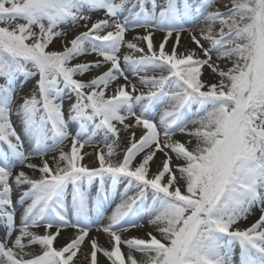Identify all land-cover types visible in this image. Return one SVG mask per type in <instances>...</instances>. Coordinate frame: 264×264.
Here are the masks:
<instances>
[{"label":"snow or ice","instance_id":"6c2138e0","mask_svg":"<svg viewBox=\"0 0 264 264\" xmlns=\"http://www.w3.org/2000/svg\"><path fill=\"white\" fill-rule=\"evenodd\" d=\"M0 80V264H264V0H0Z\"/></svg>","mask_w":264,"mask_h":264},{"label":"rangeland","instance_id":"374dc122","mask_svg":"<svg viewBox=\"0 0 264 264\" xmlns=\"http://www.w3.org/2000/svg\"><path fill=\"white\" fill-rule=\"evenodd\" d=\"M100 16H102V13L94 14V15H93V19L99 18ZM84 30H85V29L80 28V29H78L77 31H84ZM72 35H74V33L69 35V39L72 38ZM160 38H161V35L158 34L154 39H155L156 41H159ZM182 43H187V41L183 40V38H182ZM181 50H182V49H181ZM122 51H127V50L124 49V50H122ZM88 59H89V60H95L96 57H95V56H90V57H88ZM85 78H87V77H85ZM21 79H22V78H21ZM205 79H208L210 82H214L215 77L212 76V75L210 74L209 71H206V72H205ZM2 82H3V81L0 80V83H2ZM34 83H35V82H34L33 80H28V81L24 84L23 88L17 93V98H18V97L20 98V97H22V96L28 95V94L30 93L31 89H32L33 86H34ZM19 103H20V102L17 103V100H16L15 104L13 105L14 109L19 105ZM67 105H68V102L66 101V102H65V108H66V109H67ZM12 119H13V122L18 126V130H19V119H18V117H17L15 114H13ZM76 127H77V126H76L75 123H73V124L71 125V129H72L73 131H75ZM178 138H179V139H184V137H178ZM0 147H3V145H0ZM66 147H68V145H67ZM101 147H102V145H101ZM87 148H89V147L86 146L85 149H84L83 151L85 152ZM65 150L67 151V148H65ZM157 158L159 159V155H158ZM83 163L88 164L89 166H96V163H95V157H93V158L90 159V158H88L87 156H85ZM38 175H39V173H38ZM258 214H260V213H259V212H256V214L253 215V216H251V217H249V219H248L247 221L242 222L241 227H248V226H250L252 223H254V222L258 219V217H259ZM71 235H72V232H71ZM129 235L143 236L144 233H143L142 230H141V231L133 230V232H131ZM107 247H108V246H107ZM124 251H127V249L125 248ZM100 258L104 259L105 263L107 264L105 258H103V256H102L101 254H98V260H99V261H100ZM234 260L236 261V264H238V260H239V249H238V248L236 249V254H235V256H234Z\"/></svg>","mask_w":264,"mask_h":264},{"label":"bare ground","instance_id":"6f19581e","mask_svg":"<svg viewBox=\"0 0 264 264\" xmlns=\"http://www.w3.org/2000/svg\"><path fill=\"white\" fill-rule=\"evenodd\" d=\"M129 38H131V36H129ZM55 46H56V47H59V42H58V41L56 42V45H55ZM145 90H146V89H145ZM18 102H21L19 97L17 98V103H18ZM137 135H139V133H137ZM126 145H127V142H125V144L122 145V148L125 147ZM66 146H67V145H66ZM66 146H65V148H67V150H69L70 145H68V147H66ZM85 152H92V148H87ZM87 157L91 159V158H93L94 156H87ZM158 160H159V159L157 158V162H158ZM34 162H35V163H39V161H34ZM50 163H51V161H50ZM152 170L155 171V164L152 166ZM37 175H38V173H37ZM258 215H260V214H258ZM258 218H259V217H258ZM41 231H43V229H41ZM71 232H72L71 229H68V230L63 231V232L61 233V236L58 237V243H59L60 245L66 244V243L68 242V238L71 237ZM91 235H96V234L93 232ZM99 243L102 244V245L105 246V247L108 246V243H107L106 238H105L104 235H101V236L99 237ZM78 255H79V254H78ZM99 264H106V263H105L104 259L100 258Z\"/></svg>","mask_w":264,"mask_h":264}]
</instances>
